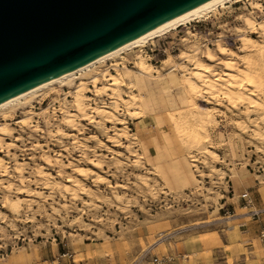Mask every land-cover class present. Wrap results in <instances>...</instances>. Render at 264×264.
<instances>
[{
    "label": "rangeland",
    "instance_id": "1",
    "mask_svg": "<svg viewBox=\"0 0 264 264\" xmlns=\"http://www.w3.org/2000/svg\"><path fill=\"white\" fill-rule=\"evenodd\" d=\"M255 2L261 6L253 7ZM245 16L255 20L256 28L244 34L261 39L258 27L264 23V0H232L206 18L97 65L99 72L126 61L135 71L134 62L141 54L154 67L148 90L129 89L125 79L128 93L135 90L153 103L143 109V104L137 105L139 110L122 107L119 116L126 120L120 124L97 115L93 120L77 119L75 129L65 124L59 109L64 104L73 109V93L63 92H73L80 80L90 78L88 74L77 75L72 86L58 85L65 90L60 101L49 103L52 91L45 100H34L31 116L25 113L27 105L16 107V117L9 121L11 146L0 147L6 167L0 173V264H264L262 116L242 98L229 101L224 92L218 90L215 96L202 86L198 103L212 108L214 121L206 128L209 136L205 133L201 140L212 153L190 149L181 139L195 122L198 129L205 128L192 116L185 119L187 114L180 109L178 97L184 93L179 82L187 64L182 53L198 45V59L224 73L230 56L219 54L218 43L237 51L234 59L252 53L240 50L238 28L246 29ZM209 50L218 54L217 61L206 59ZM118 64L117 72L124 73ZM93 97L94 105L112 102L105 92ZM1 123L5 122L0 115ZM110 135L121 137V144L112 142ZM70 176L78 181L76 195L67 190ZM244 192L250 194L252 204L246 203Z\"/></svg>",
    "mask_w": 264,
    "mask_h": 264
},
{
    "label": "bare ground",
    "instance_id": "2",
    "mask_svg": "<svg viewBox=\"0 0 264 264\" xmlns=\"http://www.w3.org/2000/svg\"><path fill=\"white\" fill-rule=\"evenodd\" d=\"M231 1L232 0H216V1L212 2L211 4L204 6L198 10H195V11H193L187 15H184V16H182V17H180V18H178V19H176V20H174V21H172V22H170V23H168V24H166V25L142 36V37H140V38H138V39H135V40L128 42L124 45H121V46L113 49L112 51H110V52H108V53H106L100 57H98L97 59L93 60L92 62H90V63H88V64H86L80 68H77V69L72 70L70 72H67L63 75H60V76L55 77L53 79H50V80H48V81H46V82H44L38 86H35L29 90H26L20 94H17V95H15L9 99L4 100L3 102L0 103V115L2 116V120L5 122V123L0 124V147L2 148L5 145L7 147L11 146L12 142L8 141V139H10V137L13 133V128L9 126V121L16 117V116L14 117V115L16 114V112H15L16 107L22 106L24 104L27 105V110L25 111V113L27 116H31L35 113L34 103H33L34 100L41 97L40 101H43L46 98V94H48L52 91V94L49 96V103L58 101L59 100V94L61 93V91H65L61 88H58V85H66V86L71 85L72 86V84L75 83L74 80L78 77L77 75H82V74H86V75L88 74L91 76L88 80H80V82H78V84H76V85L74 84L75 87H74L73 92H72V90L63 92L65 94V96H70L73 93L72 94V100H71L72 101L71 104L73 105V109L68 110L66 107L64 108L65 104L63 105V107H61L59 109V111H61L64 115L63 120H64L65 124L70 126V127H73V129H75L76 125H77L76 124L77 119L79 120V118L85 117V119L87 118V119L93 120V115H97L100 119L112 122L113 124H115L116 122L119 124L122 123L124 118H121L120 117L121 115L119 116V111L123 109L122 107L126 106L127 108L126 107L125 108L130 110L131 108L136 107L137 105L143 104V106H140L142 108L144 106L146 107V105H144V104H148L150 102L147 97H146L147 99L146 98L143 99L144 97L141 99L142 95L140 93H138V92L133 93L135 90L134 91L131 90L133 92L128 93L124 88V85L126 83L125 79L127 78L128 82L130 83V86L127 87L129 89H132V88L135 89L136 88V90L139 89V91L142 89L148 90L149 83L151 81L154 82V78H153L154 67H152V65H150L151 63H148L146 61V59L141 54L137 56V60L134 62L135 63L134 67L136 68L135 71L129 69L127 67V65H125L126 61L125 62H116L113 64L112 67H108L105 70L99 71V72H97V70H96L97 65H101V64L105 63L106 61H108L109 59H113L114 57L118 56L120 53H123V51H125L127 49H131L133 47L144 45L149 39H151L153 37L161 36L163 34L170 32L173 29H178L183 25H188V24L192 23L193 21H198V20H201L202 18H206L208 16L209 12L215 11L219 7L226 6V4L230 3ZM252 5L255 8H259L261 6V4L259 2H255ZM244 23H245L244 27H246V29L238 28V31L240 32V35H241L240 36V41H241L240 50L246 51V52L252 51V53L248 54L247 56H241L239 60L234 59L231 57H234L236 55L238 56L237 51L232 49L230 46H226L222 43H218L217 44V50H218L219 54L230 56V58L225 63V70H223L224 73L214 71L213 69L210 68L211 65L206 64L205 62H202L203 60L200 61L198 59V53H199L198 45H197V47H195L196 45L195 46L193 45L195 48H192L191 51H184L181 55L186 60L187 64L186 65L184 64L185 69H183V77L181 78V80L179 82L183 88L182 90L184 93L183 95H181V97L179 95L180 98L178 97V99H180L179 103L181 104L180 109L184 110L183 112L181 110V112L184 113V115L187 114V116L184 117L185 119H188V118H190V116H192L193 120L197 121V123H200V125H202V127H205L204 129H202V130H204V132H202V130L198 129L199 127L197 128L194 126V124L196 123L194 121L195 123H193V124L190 123V124H192V127L191 126L189 128L187 127V129L184 130L185 133L187 134L188 138L185 137V138H187V139H185L184 137H182L181 139H184L183 141L187 143V145L190 149L194 148L196 150L199 149V151H201V148L202 149L205 148L206 150L205 149L204 150L206 151V154H207V152L212 153L211 150H207L209 147L205 146L204 142L201 140L202 136L205 133H207L206 132L208 130V129H206L207 126H209L210 123L212 121H214V119H213L214 115L211 114L212 108L210 110L209 108L201 106L198 103L197 98L200 96H203L202 94H204V92H202V86L205 87L206 92L208 91L212 94L214 93V95L216 94V91H218V90L221 92H224L227 95V97L229 98V101H233V99L236 100L238 98H242V100L245 101L246 106H247V104H250V106L253 107L256 112H258V114L260 113V115L262 116L261 120L262 119L264 120V98L261 99L259 97L261 95L264 96V23H262V24L260 23L259 24L260 27H258L259 28L258 29L259 34L261 33L260 36H262V38L260 37L261 39H257L256 37H254L252 35L247 36L246 34H244L248 31V29H253V28L255 29L256 28V22L253 18H251L249 16H247V17L245 16ZM258 31L255 30V32H257V33H258ZM205 57L210 62H215L218 60V54L211 51V50H209L206 53ZM210 62H208V63H210ZM118 63L122 64V69H124L123 70L124 73L117 72L118 67H119ZM188 64H193V67L192 68L188 67ZM174 74H173V76H174ZM212 75H214V77H212ZM178 78H179V76H178ZM174 79L176 80V77H174ZM177 87H179V86H177ZM167 91H169V90H167ZM102 92H105L108 95H110L111 100H112L110 105H107V104L106 105H97V104L94 105L93 104V101L96 99L93 97V95L96 96ZM145 92H147V91H145ZM141 93H143V92H141ZM55 94L57 96H55ZM90 94H93V95H90ZM206 94H208V93H206ZM170 97H172V96H170ZM207 97H209V96H207ZM214 98H216V97H214ZM168 99H170V98H168ZM215 100H219V99H215ZM166 101H169V100H166ZM203 101H204V99H203ZM169 102L171 103V101H169ZM155 103H156V101H155ZM165 106H167V105H165ZM168 106H169V104H168ZM136 109L139 110L138 106ZM162 110H164V109H162ZM177 110H179V108ZM254 110H253V112H254ZM161 111H159V112H161ZM165 111L166 110H164V112ZM179 111H178L179 115L180 116L183 115ZM135 112L133 115H135ZM169 112L170 111L168 110L167 113H169ZM128 113L132 114V112H129V111H128ZM173 114H174V112H173ZM173 114H172V116H173ZM188 115H189V117H188ZM163 116H166V115H163ZM169 116H170V113H169ZM180 116H179V118H180ZM261 116H259V117H261ZM186 117H188V118H186ZM259 117H258V119H259ZM158 118L159 117H157V119ZM162 118H159V119L162 120ZM164 118H167V117H164ZM175 118H177V117H174L173 119L175 120ZM173 119H172V122L177 123ZM124 120H126V119H124ZM184 120H182V122ZM254 120H256V118ZM190 122H192V120ZM125 123H127V122H125ZM187 123H186V125H187ZM144 124H146V123H144ZM177 124L181 125V121H180V123H177ZM182 124H185V123L183 122ZM114 126H116V125H114ZM114 126H112V127H114ZM126 126H128V125H126ZM126 126H124V127H126ZM175 126H179V125L175 124ZM181 126L183 127V125H181ZM181 126H180V128H181ZM210 126H212V125H210ZM146 127H148V126H146ZM115 128L116 127H114V130H115ZM178 129H179V127H178ZM118 130L122 131V128H119ZM125 130H126V133H128L127 129H125ZM178 131H180V130H178ZM257 131H259V129ZM114 133H115V131H114ZM126 133H123V135L125 136ZM208 133H209V131H208ZM208 133H207V135L209 136ZM255 133H258V132H255ZM73 134H74V132H73ZM120 134H121V132H120ZM262 134L263 133L261 132V135ZM207 135H204V136H207ZM110 136H111L110 139L112 142L114 141L115 144L116 143L121 144V142H122V141L120 142L121 137L116 135L119 137V139H118V137H115V135L114 136L110 135ZM179 136H181V131H180ZM183 136H185V134ZM262 136H264V134ZM262 136H259V137H262ZM126 137L128 138V136H126ZM142 142L144 143L143 140H142ZM138 143H140V142H138ZM144 144H147V142ZM144 144H143V146L145 147ZM115 146H118V145H115ZM130 149H131V147L129 148V150ZM148 149L149 148H147V150ZM196 150H194V151H196ZM1 151H2V149L0 150V153H1ZM128 152H130V151H128ZM131 152H133V151L131 150ZM148 153H150V152H148ZM211 155H213V154H211ZM45 160L49 163L51 162V159L48 155L45 156ZM4 161H5L4 157L0 154V173H3L6 171ZM52 163H53V161H52ZM38 170H40V169H38ZM47 178H48V176H47ZM49 178H51V176H49ZM49 180L52 181V178ZM68 182L70 184H69L67 190L76 195L77 190L74 187L77 186L78 181L76 179H74V177L72 178L70 176ZM21 183H22V181H21ZM24 184H25V180H24ZM47 184H48V182H47ZM86 190L87 189L83 188L84 192ZM24 193H27V190H25ZM18 207H19V205H18ZM15 210H17V209H15Z\"/></svg>",
    "mask_w": 264,
    "mask_h": 264
},
{
    "label": "water",
    "instance_id": "3",
    "mask_svg": "<svg viewBox=\"0 0 264 264\" xmlns=\"http://www.w3.org/2000/svg\"><path fill=\"white\" fill-rule=\"evenodd\" d=\"M216 0H0V103Z\"/></svg>",
    "mask_w": 264,
    "mask_h": 264
},
{
    "label": "built area",
    "instance_id": "4",
    "mask_svg": "<svg viewBox=\"0 0 264 264\" xmlns=\"http://www.w3.org/2000/svg\"><path fill=\"white\" fill-rule=\"evenodd\" d=\"M242 197L244 198V200L246 201V203L248 205L253 203V199L248 192H244L242 194ZM262 237H264V231L262 232ZM63 255L66 256L67 254H63ZM69 257H72V255H69ZM74 261H75V259H74V257H72V262H74ZM73 264H76V263L74 262ZM80 264H86V263H80Z\"/></svg>",
    "mask_w": 264,
    "mask_h": 264
}]
</instances>
